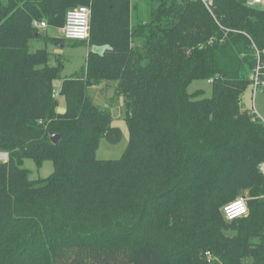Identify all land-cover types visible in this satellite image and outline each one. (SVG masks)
Listing matches in <instances>:
<instances>
[{
    "label": "trees",
    "instance_id": "16d2710c",
    "mask_svg": "<svg viewBox=\"0 0 264 264\" xmlns=\"http://www.w3.org/2000/svg\"><path fill=\"white\" fill-rule=\"evenodd\" d=\"M207 1L0 0V264H209L206 253L264 264V122L242 102L258 66L264 74V9ZM81 6L88 60L63 80L59 114L64 66L31 44L70 41L47 30ZM101 45L110 50H92ZM203 80L212 95L199 99L188 88ZM102 83L125 98L118 160L97 158L102 139L121 141L88 94ZM26 159L54 172L33 181ZM243 189L249 215L228 222L220 210Z\"/></svg>",
    "mask_w": 264,
    "mask_h": 264
},
{
    "label": "rangeland",
    "instance_id": "374dc122",
    "mask_svg": "<svg viewBox=\"0 0 264 264\" xmlns=\"http://www.w3.org/2000/svg\"><path fill=\"white\" fill-rule=\"evenodd\" d=\"M138 3H140L143 9H148L147 3L143 1H139ZM260 7L264 9L263 5ZM87 8L91 11V6H88ZM47 33L51 37L65 39L62 34V29H49L47 30ZM89 41L90 39L85 41V43H82L80 46H75L78 44L75 43V41H67L65 43L61 42L59 46L55 45L54 42H49L47 44L44 41L33 42L31 44L32 52H35L39 49H47V51L52 54L51 64H56V59H60V64H63L64 66L62 80L56 81L54 83L55 90L53 91V93L56 94L54 99L59 101V108L61 109H66L65 102L60 96L62 82L65 78L72 76L76 72H80L81 69L87 64L90 50ZM92 50L102 55L105 50H110V48L101 45L93 46ZM115 85V83H102L101 85L91 87L88 90V94L93 99L95 105L103 110L109 111L113 119L112 126L118 128L121 131V141L117 144H112L106 139H102L97 151V158L99 160L120 159L129 144L130 133L127 126L125 98L123 95L117 93ZM188 91L191 94L201 91L202 95L199 97V99L210 98L212 95V84L207 80L194 81L189 86ZM242 102L244 109L251 111L253 114L255 113L257 115H255V118H258V120L264 122V91H257L254 93L252 88H249L243 95ZM7 159L8 155L6 153L0 152V161H7ZM22 167L28 170L29 177L33 181L48 178L54 172V164L52 162H45L39 167L33 159L24 160ZM239 198L245 199L247 203L249 200H252L249 191L244 189L240 190L236 194L235 199ZM256 199L257 201H264V194L259 195L255 198V200ZM220 211H222V209ZM224 233L228 236H233L236 234V231L230 229L224 231ZM205 258L209 264H214L216 261H218V259L210 253H206Z\"/></svg>",
    "mask_w": 264,
    "mask_h": 264
},
{
    "label": "built area",
    "instance_id": "2783aa9c",
    "mask_svg": "<svg viewBox=\"0 0 264 264\" xmlns=\"http://www.w3.org/2000/svg\"><path fill=\"white\" fill-rule=\"evenodd\" d=\"M203 3L210 8L211 2L202 0ZM264 0H251L248 6H262ZM90 10L86 7H79L73 11L68 12L66 22L62 28L63 37L70 41L85 42L89 39L90 31ZM39 29H46V22L36 24ZM251 88L254 93L257 91H264V74L261 73V67H257L251 77ZM56 94L53 93V98ZM255 114V113H254ZM256 115V114H255ZM257 116V115H256ZM260 173L264 176V163L259 167ZM222 214L226 221L232 222L237 219L246 218L249 215L248 204L245 199L239 198L222 208Z\"/></svg>",
    "mask_w": 264,
    "mask_h": 264
},
{
    "label": "water",
    "instance_id": "95a60500",
    "mask_svg": "<svg viewBox=\"0 0 264 264\" xmlns=\"http://www.w3.org/2000/svg\"><path fill=\"white\" fill-rule=\"evenodd\" d=\"M58 113H59V114H65V113H66V109H61V108H59V109H58ZM51 141H52L54 144L58 143V142L60 141V136H59V135H54V136H52V137H51Z\"/></svg>",
    "mask_w": 264,
    "mask_h": 264
},
{
    "label": "crops",
    "instance_id": "0c3cea01",
    "mask_svg": "<svg viewBox=\"0 0 264 264\" xmlns=\"http://www.w3.org/2000/svg\"><path fill=\"white\" fill-rule=\"evenodd\" d=\"M264 6V5H263Z\"/></svg>",
    "mask_w": 264,
    "mask_h": 264
}]
</instances>
